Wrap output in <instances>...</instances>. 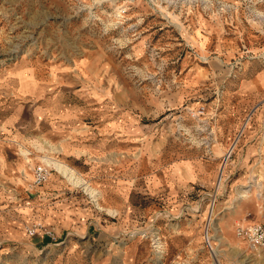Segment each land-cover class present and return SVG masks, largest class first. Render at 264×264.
I'll use <instances>...</instances> for the list:
<instances>
[{
	"label": "rangeland",
	"instance_id": "374dc122",
	"mask_svg": "<svg viewBox=\"0 0 264 264\" xmlns=\"http://www.w3.org/2000/svg\"><path fill=\"white\" fill-rule=\"evenodd\" d=\"M17 73L75 78L129 122L115 162L136 164L133 207L104 204L42 131L1 135ZM1 154L0 264H264L234 234L264 224V0H0ZM46 160L83 184L50 166L72 191L46 196L32 182Z\"/></svg>",
	"mask_w": 264,
	"mask_h": 264
},
{
	"label": "crops",
	"instance_id": "0c3cea01",
	"mask_svg": "<svg viewBox=\"0 0 264 264\" xmlns=\"http://www.w3.org/2000/svg\"><path fill=\"white\" fill-rule=\"evenodd\" d=\"M82 65L83 63L79 64L80 67ZM18 74L21 73L16 74L15 91L18 105L13 114H6L1 118L4 129L1 135L5 134L13 143H18L29 133L36 130L42 131L49 141L54 145L57 144L54 147L53 144L46 143V150L51 149L53 158L76 169L69 167L79 177H85L89 184L97 183L101 187L99 197L102 193L104 204L123 209L131 203L133 207V187L123 181L132 180L136 172L134 167L136 164L129 162L122 165L121 162H115L121 145L131 149L130 145L135 143V136L131 138L128 136L126 139L119 134L120 128L126 126L127 129H131L129 122L119 121L120 117L116 109L103 104L105 99L99 100L104 97L101 92L90 95L92 94L88 89L90 86H84L75 78H66L68 85L61 86L58 90L59 83L55 85L51 79L43 81L36 73L26 77L21 74L25 77L22 82L25 86L20 88ZM2 155H0V162H3L2 159L5 158ZM145 161L150 165L149 168L157 169L161 159H153V155L150 154L146 155ZM77 164L80 167L76 166ZM185 165L176 167L187 175L189 172H185ZM6 166L14 169L11 164ZM53 172L59 173L56 170ZM153 173L156 172L153 171ZM180 177L184 178L181 174ZM62 182L60 177L51 174L49 179L40 186L49 187L51 184L46 191V196L56 198L67 196L72 188L65 187ZM62 202L64 200L59 199L54 203Z\"/></svg>",
	"mask_w": 264,
	"mask_h": 264
},
{
	"label": "built area",
	"instance_id": "2783aa9c",
	"mask_svg": "<svg viewBox=\"0 0 264 264\" xmlns=\"http://www.w3.org/2000/svg\"><path fill=\"white\" fill-rule=\"evenodd\" d=\"M53 170L55 169L42 163L37 165L33 170V184L35 186H40L45 183L49 179ZM42 228L44 227L41 224H34L33 227L27 228V233L29 236H33ZM44 234L49 238H53L51 231L48 232L44 229ZM234 234L238 240L245 242L251 250H260L264 252V224L257 223L246 226L240 225L235 229Z\"/></svg>",
	"mask_w": 264,
	"mask_h": 264
},
{
	"label": "bare ground",
	"instance_id": "6f19581e",
	"mask_svg": "<svg viewBox=\"0 0 264 264\" xmlns=\"http://www.w3.org/2000/svg\"><path fill=\"white\" fill-rule=\"evenodd\" d=\"M45 162L47 163L48 166H54L57 170L61 171V173L64 175V178L68 177V179L70 180V183L72 181V183H74V184H79V185L83 184V182L81 180L76 179L72 170H70L67 166L65 167L63 164H61L59 162L51 161V160H49V161L46 160ZM83 187H85L86 191L88 193H90V195L92 196L94 201L98 200V195H97V192L95 190H93L92 188H89L85 185ZM241 197H245V194H242ZM158 240H159V238L155 239V243Z\"/></svg>",
	"mask_w": 264,
	"mask_h": 264
}]
</instances>
